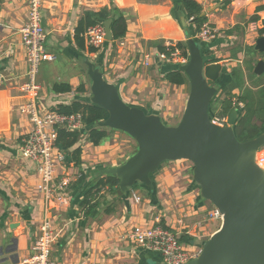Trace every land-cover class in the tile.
<instances>
[{
    "label": "crops",
    "instance_id": "0c3cea01",
    "mask_svg": "<svg viewBox=\"0 0 264 264\" xmlns=\"http://www.w3.org/2000/svg\"><path fill=\"white\" fill-rule=\"evenodd\" d=\"M195 1L207 17L206 23L218 32L213 41L201 43L207 63L221 66L215 85L217 93L229 91L231 74L237 73L238 80L230 91L238 96L250 89L248 73L259 58L253 54L247 64L244 61L256 39L252 33L256 21L252 18H264V12L257 13L264 1L237 0L223 5L220 2L224 0ZM27 2L0 0V264H22L30 256L44 217H49L53 226L51 257L55 264H161L159 253L126 242L125 234L134 226L160 225L176 235L184 247L200 248L220 228V223L209 220L213 206L200 198L197 186L186 175V167L162 165L151 176L152 191L142 186L145 191L133 188L117 197L102 190L91 201L93 205L97 202L94 210L85 215L87 210L81 207V201L95 178L104 175L102 170L123 164L136 152L135 142L119 131L109 133L99 146L91 145L82 135L75 146L80 149L79 167L71 162L69 152H63V171H58L56 181L64 172L71 179L64 192L67 205L54 200L47 206L37 190L36 166L24 159L20 151L23 137L30 130L18 112V106L26 100L20 91L26 81L27 65L19 30L25 22ZM180 3L181 0H43L45 50L55 60L42 63L36 77L41 111H55L76 101L90 104L85 66L89 61L118 89L126 105L159 116L166 126H175L167 124L172 120L178 124L188 96V82L180 86L169 82L167 75L180 66L159 57L164 53H159L155 44L162 43L166 48L185 43L182 25L189 28V23ZM110 4L124 13L125 36L106 42L95 53L89 52L85 41L83 47H78L74 33L83 14ZM238 24L240 43L234 31ZM55 85H67L71 90L55 93ZM80 85L84 88L82 93L77 91ZM262 86L264 82L250 90L257 91ZM80 178L83 180L77 184ZM133 194L140 197L139 203L134 202Z\"/></svg>",
    "mask_w": 264,
    "mask_h": 264
},
{
    "label": "water",
    "instance_id": "95a60500",
    "mask_svg": "<svg viewBox=\"0 0 264 264\" xmlns=\"http://www.w3.org/2000/svg\"><path fill=\"white\" fill-rule=\"evenodd\" d=\"M233 1L237 0H224L220 5ZM261 22L264 28V20ZM110 25L111 20L103 23L107 43L112 42ZM182 26L187 61L178 71L186 77L189 91L175 126H166L159 116L126 105L99 68L85 62L90 81L89 103L107 113L97 126L126 134L137 147L123 164L100 173L117 178L115 193L122 197L137 184L152 191L151 176L164 163L190 162L200 198L219 211L222 221L220 228L202 244L197 258L186 264H264V169L256 163L264 148V133L239 142L234 133L239 114L235 109L227 114L225 126L212 123L209 108L217 94L215 85L221 66L207 63L190 29ZM255 34L252 51L259 58L253 73L261 76L264 35Z\"/></svg>",
    "mask_w": 264,
    "mask_h": 264
},
{
    "label": "built area",
    "instance_id": "2783aa9c",
    "mask_svg": "<svg viewBox=\"0 0 264 264\" xmlns=\"http://www.w3.org/2000/svg\"><path fill=\"white\" fill-rule=\"evenodd\" d=\"M42 6L43 0H28L25 22L19 30L25 52L27 73L26 81L20 86V91L26 100L18 106V112L30 125V130L23 137L20 151L24 159L36 166L39 178L37 190L43 195L47 206L54 200L61 205H67L64 192L70 185L71 179L64 172L63 176L56 181L58 171H63L65 160L63 151L57 147V130L61 128L66 131H80L83 129V124L80 114L62 115L54 111H41L39 107L40 88L36 82L39 67L44 62L55 60V57L45 50L46 33L42 26ZM254 30L255 28L252 29ZM217 34L216 29L204 23L196 33L195 39L199 43L206 44L213 41ZM83 39L87 47L100 49L106 43L103 24L98 23L89 27L84 32ZM119 44L123 46L121 41ZM166 52L159 57L179 66L187 61V55H183L172 45H166ZM2 83L3 77L0 76V85ZM243 108L242 103L234 105V109L239 113L243 111ZM211 121L218 126H225L226 116H214ZM256 163L259 167H264V152H259ZM133 200L139 203L141 199L133 194ZM208 218L211 221H218L221 225L222 215L215 208L208 214ZM125 240L136 248L159 253L161 264H186L197 258L201 249V247L198 249L184 247L176 235L160 225L134 226L125 234ZM53 241L52 223L49 217H44L33 241L32 253L23 259L22 264H55L51 257Z\"/></svg>",
    "mask_w": 264,
    "mask_h": 264
},
{
    "label": "trees",
    "instance_id": "16d2710c",
    "mask_svg": "<svg viewBox=\"0 0 264 264\" xmlns=\"http://www.w3.org/2000/svg\"><path fill=\"white\" fill-rule=\"evenodd\" d=\"M181 7L186 14L189 28L192 37L195 39L196 33L199 31L201 26L207 22V17L203 15L201 6L195 0H181ZM107 20H111L110 32L112 35V41L116 42L122 39L126 34V18L124 13L118 8L110 4L109 7L100 9L97 12H86L83 14L82 18L79 20L77 27L75 28V42L78 47H83V34L91 26L104 23ZM256 21V18H252ZM196 40V39H195ZM198 42V40H196ZM199 43V42H198ZM201 46L202 53V44ZM159 53H167L166 48L163 47L162 43L155 44ZM174 48L179 49L183 55L186 54L185 43H179L175 45ZM173 50L172 48H170ZM248 50H252L249 48ZM90 53H95L96 50L90 48ZM232 82L228 86L229 91L223 89L222 98L215 97L210 104L209 115L210 118L225 117L227 114L234 109L235 103L243 104V111L238 114L236 118V123L234 127L235 137L239 142H245L252 140L262 134L264 128V86H262L258 92L257 98L251 93L252 90L246 89L241 91V94L235 96L231 94L232 85L238 80L237 73H232ZM170 83L174 85H184L187 84L186 77L179 71H175L167 75ZM55 93H67L71 88L67 85H55L52 88ZM77 91L82 93L84 88L80 85ZM218 98V99H217ZM215 110V112H214ZM62 115H81V122L83 124V129L80 131H66L65 129L57 130V147L63 152H69L70 160L74 166L79 167L81 164L80 160V149L75 147L79 142L82 135L86 136L88 143L93 146H99L109 135V131L114 130L100 128L97 124L103 121L107 117V113L98 107L91 104H83L78 101L72 102L67 106H59L54 111ZM82 178L77 180V184L82 182ZM118 180L112 175H98L97 178L92 182L91 188L87 193L83 195L81 201V207L85 208L87 211L85 215L90 214L97 205L91 203L95 200L102 190H106L110 195L115 196V190L117 189ZM108 212V211H107ZM180 242V240H179Z\"/></svg>",
    "mask_w": 264,
    "mask_h": 264
},
{
    "label": "rangeland",
    "instance_id": "374dc122",
    "mask_svg": "<svg viewBox=\"0 0 264 264\" xmlns=\"http://www.w3.org/2000/svg\"><path fill=\"white\" fill-rule=\"evenodd\" d=\"M222 3V1L220 2ZM231 11V9L229 10V12ZM224 15H228V13H225ZM239 17H237L236 19V22L238 21ZM253 21V20H252ZM251 21V22H252ZM243 23H245V20L242 21ZM250 22V21H249ZM240 24H238V28H236L234 31L236 32L237 34V39L239 41V43L241 42V36H242V33H241V30H240ZM247 27V25H246ZM252 33L255 34V31H253ZM241 45V44H240ZM253 51L251 50H248V53L244 56V61L245 63L247 64L250 60H251V55H253ZM248 77H249V87L248 88H252V87H255V86H258L259 84H263L264 82V74H262L260 77L259 76H256L253 71L251 70V72L248 73ZM243 83V81H242ZM189 91V90H188ZM253 94V96H255V98H257V95L260 93L258 91H253L251 92ZM217 96H220L221 98L223 97L222 95H218L217 93ZM218 99V98H217ZM215 112V110H214ZM167 124H170V125H176L177 124V121L175 120H172V121H169V123ZM109 133H112L109 131ZM136 145V144H135ZM173 165H179L180 167L182 168H187V173L186 175L189 176L190 179H192V164L190 162H187V161H178V162H166L163 164V166H166V167H169V166H173ZM135 190H141V191H145V189L142 188V186L140 184H137L136 187H134ZM147 226H150V225H147ZM127 243H129L128 241H126ZM192 246V245H191ZM189 249H194V246L192 247H188Z\"/></svg>",
    "mask_w": 264,
    "mask_h": 264
},
{
    "label": "flooded vegetation",
    "instance_id": "af4514ba",
    "mask_svg": "<svg viewBox=\"0 0 264 264\" xmlns=\"http://www.w3.org/2000/svg\"><path fill=\"white\" fill-rule=\"evenodd\" d=\"M258 12H264V6H262V5H260L259 7H258V9H257V13ZM255 18H256V26H255V33H257V34H262L263 33V35H264V28H263V25H262V20H264V18H259L258 16H255Z\"/></svg>",
    "mask_w": 264,
    "mask_h": 264
}]
</instances>
